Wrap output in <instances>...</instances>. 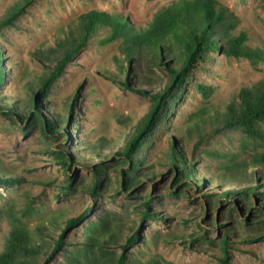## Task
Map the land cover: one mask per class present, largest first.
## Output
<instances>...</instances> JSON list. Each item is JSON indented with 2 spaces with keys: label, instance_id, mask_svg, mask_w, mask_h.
Wrapping results in <instances>:
<instances>
[{
  "label": "rangeland",
  "instance_id": "1",
  "mask_svg": "<svg viewBox=\"0 0 264 264\" xmlns=\"http://www.w3.org/2000/svg\"><path fill=\"white\" fill-rule=\"evenodd\" d=\"M20 1L0 0V63L4 68L0 176L20 178L16 184L0 185V208L19 211L29 206L33 212L27 223L31 227L52 211L63 210V221L85 216L80 225L66 232L67 245L48 260L65 224L50 229L39 264H71L70 258L76 256L84 260L85 231L102 220L116 237L103 249L114 259L125 255L130 263L141 258L158 264H224L228 253V264H264V208L259 206L258 196L250 194L247 201L223 195L244 189L248 183H196L205 176L229 175L224 168L241 167L243 160L251 167V156L264 152V147H254L238 130L216 134L217 124L212 121L205 122L198 132L185 133L189 114L202 109L207 117H221L230 103L238 102L241 89L264 81V62L252 64L215 53L196 67L169 118L136 155L139 165L131 177L137 181L131 182L127 192L123 173L132 167L117 162L116 153L131 139L152 104L135 89L160 91L168 81L164 71H147L151 86L145 84V66L140 74L130 70L128 77L125 63L124 73H118L112 61L113 56H119L118 43L100 46L105 35L101 32L62 68L45 99L35 96L33 105L27 104L37 93V79L54 68L56 61L47 54L71 20L96 9L119 13L140 29L160 8L177 0H32L13 25L1 26L9 9ZM215 1L237 21L232 34L243 32L248 45L264 49V0ZM109 73L115 74V79ZM198 84L212 87L213 94L204 99ZM40 105L42 114L57 126L56 133L49 131L46 121L34 117ZM14 114L34 120L19 121ZM62 133L71 138L67 140ZM174 138H178L185 160L193 164L195 183L188 186L174 184L170 155ZM96 169L101 170L98 179ZM254 181L255 177L254 187L261 184ZM97 182L100 191L93 195ZM146 211L152 213L148 220L143 219ZM8 231L3 217L0 251ZM136 233L139 239L125 250ZM168 234L173 241L165 244L163 238Z\"/></svg>",
  "mask_w": 264,
  "mask_h": 264
},
{
  "label": "trees",
  "instance_id": "2",
  "mask_svg": "<svg viewBox=\"0 0 264 264\" xmlns=\"http://www.w3.org/2000/svg\"><path fill=\"white\" fill-rule=\"evenodd\" d=\"M107 1V0H100ZM151 2L153 0H146ZM32 0H21L13 5L1 26L13 25L14 21L25 12L26 7ZM237 21L231 13L221 7L215 0H177L170 5L160 8L152 17V20L145 28H135L127 18L119 13H111L100 10H90L82 13L66 25L63 36L56 42V46L50 49L47 55L55 60L52 70L46 72L37 79V93L32 94L27 105L32 106L34 97L45 99L49 94L54 82L61 76L62 68L70 63L89 43L94 40L101 32L104 37L99 40L102 47L113 43H118L119 56H113L112 61L122 74L126 70L125 63L130 70L142 72L145 66V84H150L151 69H161L168 77L167 83L163 88L155 93L150 91L136 90V93L147 96L152 104L145 119L139 123L125 146L116 153V160L123 165H130L131 171L123 173L125 190L137 181L132 179L131 174L136 173L139 165L136 155L153 135L161 122L166 121L172 113L175 105L181 99L189 81L192 79L193 70L200 64L208 62L211 55L218 53L225 58L236 60L246 59L252 64L264 62V49L254 48L248 45V37L241 32L237 35L232 34ZM1 62V50H0ZM132 70V71H133ZM112 79L115 74L109 73ZM4 68L0 63V83L3 81ZM129 85V84H128ZM29 89L31 86L27 85ZM198 91L206 99L213 94L212 87L197 85ZM238 102L230 103L225 112L220 117L210 118L205 116L204 110H197L188 115L186 120L185 133L191 134L193 131H200V127L205 122L212 121L217 124L214 133L220 134L223 131H240L247 140L255 147H264V81H259L249 88H243L238 94ZM25 105V104H24ZM41 105L34 117H40L48 123L49 131L56 133V125L42 114ZM19 121L32 122L24 114H14ZM67 123V121H65ZM66 125H63L65 127ZM62 135L69 140V134ZM181 141V140H179ZM93 149L94 146H87ZM171 168L175 173L174 184L184 183L190 185L195 183V173L192 170V162H187L179 147L178 138H174L171 148ZM216 156H219L218 154ZM251 167L243 160L241 167L237 164L230 167H221L229 171L221 176L207 179L206 176L197 180V184L203 185L217 182L229 183L232 180L238 183H248L244 189H232L225 194V197H242L247 200L250 194L258 196L259 206L264 208V152L256 153L251 156ZM250 170L251 173L247 174ZM2 170L0 169V175ZM101 170L96 169L95 177L100 178ZM260 182L256 187L253 186V179ZM20 181L19 177L0 176V185H13ZM254 181V182H255ZM133 182V183H131ZM101 183H96L91 190L93 195L100 191ZM261 188V190H258ZM71 189V186H69ZM29 206L16 210L14 207L8 209L0 208V220L7 218L9 231L5 238L3 249L0 251V264H39L40 255L43 253L46 237L50 235V229L59 227L60 223L65 224L60 239L55 242V248L49 259L54 254L67 245L66 232L73 227L80 225L85 216L72 218L63 221V210L52 211L43 220L34 223L31 227L27 223V217L32 214ZM152 213L146 211L143 219L148 220ZM81 255L84 260L77 256L70 258L71 264H158L156 261L145 262L141 258H134L131 263L125 255L119 259H114V255H109L104 246L115 242L113 230L103 220L93 224L85 231ZM139 239L136 233L129 240L125 250ZM173 241L172 235L164 236L165 244ZM227 242L224 240V250ZM102 256H108L106 261H102ZM110 256V257H109ZM228 264V253L223 260Z\"/></svg>",
  "mask_w": 264,
  "mask_h": 264
}]
</instances>
